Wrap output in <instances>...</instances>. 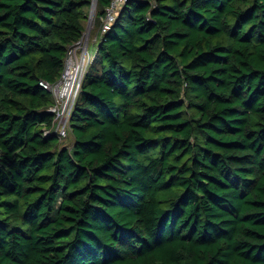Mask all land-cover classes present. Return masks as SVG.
<instances>
[{"label":"trees","instance_id":"obj_1","mask_svg":"<svg viewBox=\"0 0 264 264\" xmlns=\"http://www.w3.org/2000/svg\"><path fill=\"white\" fill-rule=\"evenodd\" d=\"M91 2L0 0V264H264V0H129L62 147Z\"/></svg>","mask_w":264,"mask_h":264},{"label":"built area","instance_id":"obj_2","mask_svg":"<svg viewBox=\"0 0 264 264\" xmlns=\"http://www.w3.org/2000/svg\"><path fill=\"white\" fill-rule=\"evenodd\" d=\"M128 1L111 0L109 7L106 9V16L102 19L101 36L111 29L112 24L119 15L120 8ZM81 43L82 41L69 50L58 81L54 85L41 83V86L51 94L53 99L50 112L54 117L55 133L60 140L69 136L72 116L81 96L83 83L88 71L86 59H83L79 54V50L82 47Z\"/></svg>","mask_w":264,"mask_h":264},{"label":"rangeland","instance_id":"obj_3","mask_svg":"<svg viewBox=\"0 0 264 264\" xmlns=\"http://www.w3.org/2000/svg\"><path fill=\"white\" fill-rule=\"evenodd\" d=\"M87 19L84 23L85 32L82 40V47L79 50L80 56L86 59L88 68L90 62L95 57L98 50L97 42L101 39L100 27L98 26L99 7L98 0H92L91 5L86 9ZM62 147L71 148L74 142L72 132L69 131V136L66 139L60 140Z\"/></svg>","mask_w":264,"mask_h":264}]
</instances>
